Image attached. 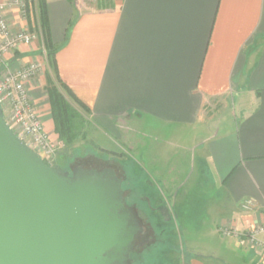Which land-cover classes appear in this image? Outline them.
Listing matches in <instances>:
<instances>
[{
	"label": "crops",
	"instance_id": "crops-1",
	"mask_svg": "<svg viewBox=\"0 0 264 264\" xmlns=\"http://www.w3.org/2000/svg\"><path fill=\"white\" fill-rule=\"evenodd\" d=\"M31 1L30 24L4 0L12 30L37 33L12 64H42L31 96L48 104L45 127L53 138L62 142L47 92L57 78L89 107L87 125L107 135L133 120L144 122L138 128L156 122L150 133L160 137L174 127L162 142L145 141V165L175 199L187 191L189 179L179 178L184 163L189 177L197 169L219 185L214 200L223 201L209 196L206 205L221 255L190 254L188 264H264L261 249L246 237L222 236L213 221L234 219L244 230L264 221V0H46L56 72L39 0ZM180 150L189 157L175 159ZM247 200L251 212L243 208Z\"/></svg>",
	"mask_w": 264,
	"mask_h": 264
},
{
	"label": "water",
	"instance_id": "water-1",
	"mask_svg": "<svg viewBox=\"0 0 264 264\" xmlns=\"http://www.w3.org/2000/svg\"><path fill=\"white\" fill-rule=\"evenodd\" d=\"M115 169L49 165L0 106V264H129L142 225Z\"/></svg>",
	"mask_w": 264,
	"mask_h": 264
},
{
	"label": "rangeland",
	"instance_id": "rangeland-1",
	"mask_svg": "<svg viewBox=\"0 0 264 264\" xmlns=\"http://www.w3.org/2000/svg\"><path fill=\"white\" fill-rule=\"evenodd\" d=\"M32 14L29 18L30 24L33 18ZM68 101L85 118H89V114L73 100L68 98ZM36 104L39 107L44 124H46L44 113H48V104L45 101ZM136 123L144 124L143 121L138 120L123 123L120 126L121 132L117 136L101 132L94 124H86L87 137H80L72 144L60 142L51 160L54 165L70 173L78 166L99 170L110 167L115 169L119 177L123 178L126 202L131 207L132 204H135L137 209L134 211L140 217L142 231L139 234H143V232L148 230L150 222L156 230L155 238L157 241L152 245L155 247H152L151 250L147 249L142 254L138 264H188L190 254H194V256L202 255L203 257L221 255L223 249L221 245H217L216 238L211 233L210 220L212 215H208L206 207L209 196L213 197L214 200V197L218 198L217 195L221 193L219 185L211 184L197 169L189 177V171L184 167V163H179L183 171L180 172L179 178H184L185 176L186 179H189L185 185L187 191L185 195H179L176 199L175 194L167 195L159 182V178L150 172L149 167L145 165L140 154L144 149L145 141L146 143L148 141L154 143L156 139L158 140L157 143L162 142L172 136V132H175L174 127H168L166 135L160 137L150 133L151 129L159 128L156 122L150 121L148 125L145 124L146 126H140V128H138L139 125L138 127L136 126ZM187 131L185 132L187 136L184 138L185 140L188 138L187 140L189 141ZM179 137H176L177 140ZM184 153V151L180 150L175 159L188 158L190 153H186L185 156ZM200 178H202V181H199ZM194 182L195 184H193ZM128 184H135L134 194L129 199V192L126 190ZM145 188H148V191L152 193L151 201L144 200L145 193L146 196L151 195V193L145 191ZM211 202L220 203L217 199ZM214 218L213 221L217 224L215 227L222 236L236 237V232L240 233L246 230L239 227L236 220L231 219V217H229L231 220L223 219L219 222L216 220V215ZM225 231L228 233L232 231L233 233L226 235ZM146 233L150 234L149 231ZM151 234L153 235L154 233Z\"/></svg>",
	"mask_w": 264,
	"mask_h": 264
},
{
	"label": "built area",
	"instance_id": "built-area-1",
	"mask_svg": "<svg viewBox=\"0 0 264 264\" xmlns=\"http://www.w3.org/2000/svg\"><path fill=\"white\" fill-rule=\"evenodd\" d=\"M10 5L22 19L29 21L33 13L31 0H10ZM6 13L7 4L0 0V106L5 122L19 140L46 163L54 165L51 159L60 141L46 130L37 102L31 96V84L41 73L42 64L30 62L19 67L12 64V58L19 46L31 43L37 38V33L26 26L13 31ZM243 207L251 211L254 202L247 200ZM230 233L225 231L226 235ZM235 234L241 238L246 237L252 245L262 250L264 257V239L257 238L258 234H264V221Z\"/></svg>",
	"mask_w": 264,
	"mask_h": 264
},
{
	"label": "trees",
	"instance_id": "trees-1",
	"mask_svg": "<svg viewBox=\"0 0 264 264\" xmlns=\"http://www.w3.org/2000/svg\"><path fill=\"white\" fill-rule=\"evenodd\" d=\"M74 1V0H71ZM40 22L43 29L45 47L50 65L56 70V62L54 60V52L57 48H53L50 39V28L47 13L46 0H39ZM47 92L51 104V116L55 123V132L59 135L62 142L72 144L77 139L87 137L85 131L88 121L86 118L71 105L68 98L73 100L80 108L87 113L90 112L89 107L74 93V91L62 80L57 78L56 81L51 79L48 81Z\"/></svg>",
	"mask_w": 264,
	"mask_h": 264
},
{
	"label": "flooded vegetation",
	"instance_id": "flooded-vegetation-1",
	"mask_svg": "<svg viewBox=\"0 0 264 264\" xmlns=\"http://www.w3.org/2000/svg\"><path fill=\"white\" fill-rule=\"evenodd\" d=\"M129 169V168H128ZM134 185V186H133ZM133 185H129L128 184V188H126L127 192H129V198H131L134 194L135 191V184ZM133 209H137V207L135 206V204H132ZM136 212V211H135ZM137 216L139 217L138 213H136ZM140 219V217H139ZM163 224V223H160ZM153 224L150 222L148 224V230H146L145 232H143V234H139L136 236L135 241H134V248H133V252H132V256L130 259L129 264H138L140 261V259L142 258V254L145 253L148 250H151L152 246L154 244V242L157 241V239L155 238V228H153L152 226ZM149 231L150 234H147L146 232ZM151 233H154L153 235Z\"/></svg>",
	"mask_w": 264,
	"mask_h": 264
}]
</instances>
